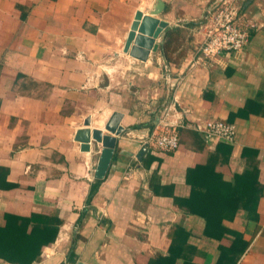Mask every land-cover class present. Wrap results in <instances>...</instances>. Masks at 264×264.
I'll return each instance as SVG.
<instances>
[{"label": "crops", "instance_id": "1", "mask_svg": "<svg viewBox=\"0 0 264 264\" xmlns=\"http://www.w3.org/2000/svg\"><path fill=\"white\" fill-rule=\"evenodd\" d=\"M221 1L0 0V233L18 217L32 219L29 235L61 223L31 264H264V0H235L243 51L204 59ZM139 13L171 27L147 61L124 51ZM169 107L182 126L172 152L143 143ZM208 120L234 124L235 141L207 142L193 126ZM84 129L116 139L103 173L104 145L78 141ZM207 163L232 187L255 169L262 192L256 213L223 221L222 241L184 204L188 170ZM237 234L245 251L220 263Z\"/></svg>", "mask_w": 264, "mask_h": 264}, {"label": "trees", "instance_id": "2", "mask_svg": "<svg viewBox=\"0 0 264 264\" xmlns=\"http://www.w3.org/2000/svg\"><path fill=\"white\" fill-rule=\"evenodd\" d=\"M215 179L216 181L213 182ZM187 182L191 186L190 198L184 200L187 210L202 216L206 221L205 234L218 241L226 237L224 233L227 229L223 227V221L233 219L239 209L246 210L250 216L256 213L262 193L255 169L235 175L236 185L232 187L223 180V175L216 171L213 165L207 163L190 168L187 173ZM235 188L239 191L236 192ZM31 223V218L18 217L16 225L13 228L9 226L8 235L0 233V241L4 243L6 239L13 243V250L0 251L7 254L0 253V259L12 264H31L41 254L43 246L56 240L60 220L51 217L47 225H42L36 234L29 235L27 229ZM234 242L232 248L220 245V263L226 260L235 263L236 259L243 254L246 243L242 235H235ZM236 253L238 256H235Z\"/></svg>", "mask_w": 264, "mask_h": 264}, {"label": "built area", "instance_id": "3", "mask_svg": "<svg viewBox=\"0 0 264 264\" xmlns=\"http://www.w3.org/2000/svg\"><path fill=\"white\" fill-rule=\"evenodd\" d=\"M240 14L241 7L235 0H223L214 8L207 19L205 39L198 49L204 59H212L223 51L239 53L246 48L249 32L240 25ZM178 84L176 81L173 82V86ZM171 107L164 110L159 123L160 127L158 126L144 138V144L153 145L166 152L175 151L180 147L177 128L182 126L169 122ZM193 129L199 132L207 142L219 139L233 143L236 137V126L222 120L198 122Z\"/></svg>", "mask_w": 264, "mask_h": 264}, {"label": "water", "instance_id": "4", "mask_svg": "<svg viewBox=\"0 0 264 264\" xmlns=\"http://www.w3.org/2000/svg\"><path fill=\"white\" fill-rule=\"evenodd\" d=\"M163 8L164 3L159 1L154 15H159L163 11ZM170 29L171 27L167 23L152 20L150 17H144L142 13H139L135 24L125 41L124 51L126 53H130L131 56L139 60L147 61L151 52L156 53L159 48L163 47L164 39ZM85 125H90V120H87ZM109 129L116 135H119L123 131L122 128ZM91 138L95 142L102 143L104 145V148L101 151V169L99 170V173H103L104 170H107L108 165L111 163L116 139L104 136L103 132L100 130L91 131L90 129L80 130L77 136L78 141L80 140L82 143L86 144L90 142ZM144 150L145 149L142 148L141 153H143ZM76 264L85 263L77 262Z\"/></svg>", "mask_w": 264, "mask_h": 264}, {"label": "rangeland", "instance_id": "5", "mask_svg": "<svg viewBox=\"0 0 264 264\" xmlns=\"http://www.w3.org/2000/svg\"><path fill=\"white\" fill-rule=\"evenodd\" d=\"M222 2V1H221Z\"/></svg>", "mask_w": 264, "mask_h": 264}]
</instances>
